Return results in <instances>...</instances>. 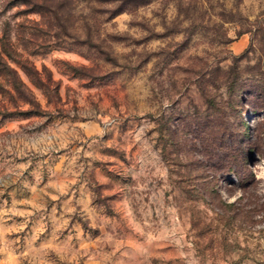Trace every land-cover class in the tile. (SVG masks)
<instances>
[{"label":"rangeland","instance_id":"obj_1","mask_svg":"<svg viewBox=\"0 0 264 264\" xmlns=\"http://www.w3.org/2000/svg\"><path fill=\"white\" fill-rule=\"evenodd\" d=\"M0 264H264V0H0Z\"/></svg>","mask_w":264,"mask_h":264},{"label":"trees","instance_id":"obj_2","mask_svg":"<svg viewBox=\"0 0 264 264\" xmlns=\"http://www.w3.org/2000/svg\"><path fill=\"white\" fill-rule=\"evenodd\" d=\"M240 142H244V139L242 138L240 140ZM241 152L245 154V152L243 150H241ZM229 154H230V152L225 150L224 155L228 156Z\"/></svg>","mask_w":264,"mask_h":264}]
</instances>
